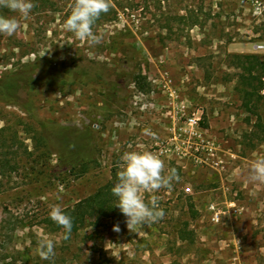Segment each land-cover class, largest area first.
I'll return each mask as SVG.
<instances>
[{
  "label": "rangeland",
  "instance_id": "374dc122",
  "mask_svg": "<svg viewBox=\"0 0 264 264\" xmlns=\"http://www.w3.org/2000/svg\"><path fill=\"white\" fill-rule=\"evenodd\" d=\"M72 2L38 1L26 19L0 8L21 24L0 35V79L24 65L41 74L27 91L32 112L0 99V128L18 140L1 177L0 264H264V184L247 179L264 158V98L258 119L228 58L264 56V0H112L93 26L97 45L64 30ZM139 72L147 91L131 82ZM125 151L152 152L179 173L170 189L142 193L158 197L163 218L129 230L120 213L63 239L51 206L114 185ZM211 204L225 211L219 222ZM183 220L193 241L177 239ZM42 237L55 243L50 260Z\"/></svg>",
  "mask_w": 264,
  "mask_h": 264
},
{
  "label": "clouds",
  "instance_id": "9594fccd",
  "mask_svg": "<svg viewBox=\"0 0 264 264\" xmlns=\"http://www.w3.org/2000/svg\"><path fill=\"white\" fill-rule=\"evenodd\" d=\"M35 6L32 0H0V8L17 13L23 19L28 18ZM68 7L69 13L63 22L64 30L89 45L101 43L102 36L93 31V26L102 14L110 11L112 0H73ZM20 27V21L15 16L0 14V35L12 36ZM144 134L155 137L150 129H145ZM247 179L250 183L264 184V158L253 160L248 168ZM179 180L177 170H166L164 161L158 155L149 151H125L120 156L117 181L111 188V193L116 197L113 206L126 217L125 223L129 230H132L133 225L157 222L164 216L158 197L153 196L145 202L142 193L170 189ZM49 216L64 230L63 239H69L73 228L72 218L59 205L51 206ZM113 230L119 231V225H114ZM38 248L41 259L50 260L55 256V243L50 238H40Z\"/></svg>",
  "mask_w": 264,
  "mask_h": 264
},
{
  "label": "trees",
  "instance_id": "16d2710c",
  "mask_svg": "<svg viewBox=\"0 0 264 264\" xmlns=\"http://www.w3.org/2000/svg\"><path fill=\"white\" fill-rule=\"evenodd\" d=\"M33 1L35 5L38 1L43 4L47 2V0ZM228 58L229 64L237 69L236 89L240 93L242 105L252 113H256L259 119L260 116L255 111L264 98V56L258 53H230ZM36 69L24 65L11 72L4 79H0V99L11 101L25 112H32L27 91L31 84L41 77L40 72ZM131 82L135 83L140 91L148 90V82L142 72L134 74ZM24 128L29 130L31 126L24 123ZM17 141V132L9 125L0 128V191L4 187L1 177L6 175L8 164L15 158ZM78 144L82 148L85 147L81 143ZM72 145L75 147L74 144ZM88 161L83 159L81 165H87ZM113 186L112 183H107L99 187L94 193L81 198L75 204L63 208L65 213L72 218V233L76 234L89 226L99 225L102 220L121 213L117 207L113 206L116 202V197L111 193ZM188 209L191 219L195 218L198 212L193 202L189 203ZM176 232L177 239L182 242L193 241L196 237L195 230L190 226V220H183Z\"/></svg>",
  "mask_w": 264,
  "mask_h": 264
},
{
  "label": "built area",
  "instance_id": "2783aa9c",
  "mask_svg": "<svg viewBox=\"0 0 264 264\" xmlns=\"http://www.w3.org/2000/svg\"><path fill=\"white\" fill-rule=\"evenodd\" d=\"M260 48H263L264 45H259ZM198 123V118L196 116H191L188 118L187 120V124L190 126H195ZM187 190H190V188H187ZM210 208L213 210L214 213V217L213 220H215V222H219L221 219V213H225L224 210H220L219 208H217V206L215 204H211ZM240 209L238 207H233L232 209V213H239Z\"/></svg>",
  "mask_w": 264,
  "mask_h": 264
}]
</instances>
